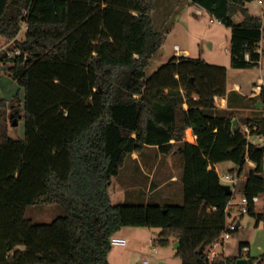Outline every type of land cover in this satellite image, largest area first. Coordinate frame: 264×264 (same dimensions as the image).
Wrapping results in <instances>:
<instances>
[{
  "label": "trees",
  "instance_id": "1",
  "mask_svg": "<svg viewBox=\"0 0 264 264\" xmlns=\"http://www.w3.org/2000/svg\"><path fill=\"white\" fill-rule=\"evenodd\" d=\"M190 1L231 29L232 68L260 65L264 19L254 0ZM155 3L0 0V36L13 42L0 51V63L24 90L23 101L0 99V264H110L111 239L125 227L160 229L154 245L180 243L182 264H237L243 257L264 264V253L207 258L228 220L241 221L227 212L234 193L226 194L217 165L233 163L239 177L249 162L256 165L243 196L247 214L264 226V209L257 212L253 202L264 196V146L244 132L250 126L264 135V106L239 118L215 97L254 108L264 94L229 92L226 67L191 56H174L148 75L165 40L152 18ZM21 119L25 136L15 139L6 122ZM189 128L196 143L185 140ZM147 148L184 158L182 205L112 203L113 179ZM56 204L65 213L50 224L26 218L30 206Z\"/></svg>",
  "mask_w": 264,
  "mask_h": 264
},
{
  "label": "rangeland",
  "instance_id": "2",
  "mask_svg": "<svg viewBox=\"0 0 264 264\" xmlns=\"http://www.w3.org/2000/svg\"><path fill=\"white\" fill-rule=\"evenodd\" d=\"M256 11L264 15V4H259L258 0L253 2ZM152 18L157 31L165 35V40L159 53L152 59L147 74L152 75L159 67L176 56L175 46L189 52L192 58L205 60L212 65L224 66L228 69V87L232 89L238 84L242 89L244 97L253 93V86L259 78H264V60L261 66L249 69H234L231 66L230 38L231 29L215 19L211 21V15L205 12L198 16L187 0H156L155 8L152 12ZM25 30V29H24ZM23 32L19 39L25 36ZM13 42L8 43L0 36V51L8 50ZM264 49V40L261 44ZM264 57V51H263ZM9 65L0 63V99L6 100L9 104L14 99H24V90L9 74ZM221 104V101L219 102ZM239 105V108L236 106ZM227 110L235 112L239 118L254 117L257 113L252 110L251 104H245L243 99L231 97L227 104ZM221 108V107H219ZM15 122H17L16 125ZM12 125L7 120L9 135L15 139H21L25 136L24 120L15 121ZM190 137V136H189ZM192 140V139H191ZM141 157V156H140ZM138 163L133 162L131 158L127 159L120 174L113 179L110 188V196L113 204H157V205H182L184 203L185 192L181 179L184 158L173 153L162 155L157 149L147 148ZM151 165V166H150ZM252 167L249 163L247 170L239 178V183L233 189L234 197L232 200L233 217L241 220L242 226L232 238L226 242L227 256L239 254V245L241 242H250L251 256L260 257L264 253V226L256 225V218L250 214L241 212V201L243 197V187L247 179L248 168ZM220 176L228 175L236 169L231 162H225L219 166ZM155 170L154 183L162 179L176 177V182L172 180L165 187L153 194L148 193L150 173ZM225 184V183H224ZM264 209V196L260 197L257 204V212ZM64 209L60 205L51 206H30L27 209L26 218L37 224H50L57 218L64 215ZM230 222V220H228ZM147 230V229H146ZM151 234L158 239L160 229L149 228ZM177 242L171 240L169 246H162L159 243L154 247L157 254H148L145 258L149 264H182V260L177 256ZM221 250V249H220ZM222 251V250H221Z\"/></svg>",
  "mask_w": 264,
  "mask_h": 264
},
{
  "label": "crops",
  "instance_id": "3",
  "mask_svg": "<svg viewBox=\"0 0 264 264\" xmlns=\"http://www.w3.org/2000/svg\"><path fill=\"white\" fill-rule=\"evenodd\" d=\"M187 1H188L189 6L191 8H193L195 14H197L198 16L203 15L205 12H207L205 9L193 5L190 0H187ZM251 5H253V9L256 11L254 4L252 3ZM256 12L258 14H260L264 19V15L262 13H259V11H256ZM242 19H243V17L240 14H237L234 16V20L237 23H240L242 21ZM211 21L214 22L215 19L212 17ZM176 46H178V45H176ZM182 51H184L185 54H187L186 56H190L188 51H186V50H182ZM263 60H264V57H262V60H261L259 66H261ZM232 91H236L237 93L242 94V89L238 84H235L232 89H229V92H232ZM248 97L251 98V95ZM223 99H224L223 108H227L228 107L227 106L228 98H223ZM255 109H256V107H254V108L252 107V110L255 111ZM189 132L192 135H194L193 130L191 128H189L186 131L187 137H189V135H188ZM131 160L133 162L138 163L137 167H141L142 162L140 163V161H143L144 158L142 156L141 157L138 156L137 154H133ZM219 166H220V164L217 165V169L219 168ZM218 171H219V169H218ZM154 173H155V170H153L150 173V177H149L150 178V180H149L150 185L148 186V188H149L148 193L149 194H153L156 191L165 187L166 184H168L169 180L172 181V180L176 179V177L171 176L169 179H162L160 182L158 181V183L157 182L154 183ZM176 181H178V180H175L172 182H176ZM240 225L242 226L241 221H240ZM148 229L149 228H144V227H125V228L121 229L120 232H118L116 234V236H118L120 238L127 239L128 244L126 246H116V247L112 248V250L109 254L110 264H145V262H146L145 258L148 256V254H151V253L157 254L158 252L154 247L155 237L151 234L150 230H148ZM242 243H248L251 246L250 242H241L239 245V248H240ZM235 256H237V255H235Z\"/></svg>",
  "mask_w": 264,
  "mask_h": 264
},
{
  "label": "built area",
  "instance_id": "4",
  "mask_svg": "<svg viewBox=\"0 0 264 264\" xmlns=\"http://www.w3.org/2000/svg\"><path fill=\"white\" fill-rule=\"evenodd\" d=\"M259 4H264V0H258ZM262 44V43H261ZM264 49L260 47V52L263 53ZM17 54H20V51L16 52ZM175 54L176 56H186L184 51H182L178 46H175ZM249 59V56H247ZM264 94V78L258 79V82L254 84L253 86V93L251 94V97L257 98L261 97ZM221 101V104L219 102ZM215 104L217 107L223 108L224 106V99L220 97H215ZM264 106V102H263ZM253 130H257L256 127L251 128L250 126H245L244 127V132L247 135L249 143L257 146H264V135H253ZM187 134V133H186ZM185 140L190 142V143H196L197 142V137L196 135H192V140L189 139L185 135ZM252 167H256V165L253 162H249ZM239 175L236 173H229L228 175L221 176V179L225 184H229L232 187V190L237 186L239 183ZM260 201V197H255L253 199V202L255 204H258ZM249 199L245 196L242 197L241 201V212L243 214H247L249 212ZM233 208V205L231 204L230 207H228L227 212H231ZM240 221H231L228 222L227 224V229L224 231V233L221 235V237L211 246V248L207 252V258L210 260H214L217 258L219 255L224 254L225 249H226V242L229 241L232 236L239 231L241 228V225L239 224ZM111 244L113 247L116 246H126L128 244V240L125 238H120L118 236H113L111 239ZM222 251H221V250ZM239 252L243 253L244 255H251V246L250 245H244L239 248ZM225 255V254H224ZM248 260V257H243ZM145 264H149L147 261Z\"/></svg>",
  "mask_w": 264,
  "mask_h": 264
},
{
  "label": "water",
  "instance_id": "5",
  "mask_svg": "<svg viewBox=\"0 0 264 264\" xmlns=\"http://www.w3.org/2000/svg\"><path fill=\"white\" fill-rule=\"evenodd\" d=\"M256 108L259 109V110H261L263 108V103L261 101L258 102V104L256 105ZM16 124H17V122H15L14 125H16ZM238 124H239V120L238 119L234 120V126H233V129L234 130L236 129V127H237ZM223 189L225 190L226 194H228V195H231L233 193L232 187L229 184H224L223 185ZM239 224H240V222H239ZM179 247H180V243H177L176 244V247H175L176 250H178ZM237 264H248V260L245 259V258H240L238 260Z\"/></svg>",
  "mask_w": 264,
  "mask_h": 264
},
{
  "label": "bare ground",
  "instance_id": "6",
  "mask_svg": "<svg viewBox=\"0 0 264 264\" xmlns=\"http://www.w3.org/2000/svg\"><path fill=\"white\" fill-rule=\"evenodd\" d=\"M188 135L190 136L189 139H192V134L190 132L188 133Z\"/></svg>",
  "mask_w": 264,
  "mask_h": 264
}]
</instances>
